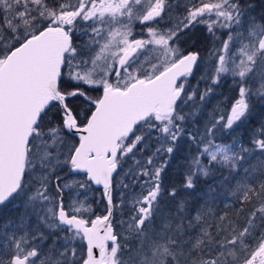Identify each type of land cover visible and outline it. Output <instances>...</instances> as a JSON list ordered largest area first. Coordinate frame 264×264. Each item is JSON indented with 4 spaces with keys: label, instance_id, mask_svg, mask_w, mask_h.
I'll use <instances>...</instances> for the list:
<instances>
[{
    "label": "snow or ice",
    "instance_id": "6c2138e0",
    "mask_svg": "<svg viewBox=\"0 0 264 264\" xmlns=\"http://www.w3.org/2000/svg\"><path fill=\"white\" fill-rule=\"evenodd\" d=\"M258 107L264 0H0V264H264Z\"/></svg>",
    "mask_w": 264,
    "mask_h": 264
},
{
    "label": "rangeland",
    "instance_id": "374dc122",
    "mask_svg": "<svg viewBox=\"0 0 264 264\" xmlns=\"http://www.w3.org/2000/svg\"><path fill=\"white\" fill-rule=\"evenodd\" d=\"M200 28L203 29V31L205 33L204 37H202V40H201L203 42V43H201L202 47H200L201 49H199L202 53L203 59L201 60V62L199 63V66L196 68V70L193 72V74L188 78V84L191 86H196L197 81L200 79V77L202 75H204L205 72L210 69V62L207 60V56H208V50L211 47V42H210L211 38L207 35L206 30L203 27H200ZM217 34L219 35V33H217ZM194 42H196L195 39H193L192 43H194ZM181 47L188 49L187 47L184 46L183 43H181ZM224 85L226 86V89L224 87H222ZM198 86L202 90L205 87V84L203 82H200ZM235 94L236 93L232 89L231 78L222 80L220 87H217L215 89V93L211 96L210 100L207 103L208 110H212L214 107L219 106L220 112L226 116L230 102H231L232 98L235 96ZM89 95L95 97L96 95H98V93L95 91H90ZM254 116H255V119L257 121L264 118V109H261L258 107L256 112L254 113ZM238 134L243 136L245 142L248 140L247 132H240L238 130ZM174 160H175V157L171 160L170 165L173 163ZM183 164H184L183 157L180 158V161L176 160V163H175L176 167L175 168H176L178 174L183 171ZM203 187H204V184H203V182H201V184L199 185V188H203ZM93 188L98 189L99 187L93 186ZM101 190H95V191H91L88 193L89 199L94 202L93 206L96 208L97 214H103L101 211L102 204L97 205L95 203V201L100 200V191ZM181 195H183V193H181ZM114 199L117 201L119 200V191H116L114 193ZM220 206L222 208L223 203H221ZM12 213H13V209L11 208V206H9L8 208H5L3 210H0V219H3L4 217L9 216ZM119 218H120V215H119V213H117L116 219L118 220Z\"/></svg>",
    "mask_w": 264,
    "mask_h": 264
},
{
    "label": "trees",
    "instance_id": "16d2710c",
    "mask_svg": "<svg viewBox=\"0 0 264 264\" xmlns=\"http://www.w3.org/2000/svg\"><path fill=\"white\" fill-rule=\"evenodd\" d=\"M204 34L205 33H204L203 29L198 28L197 30H195V34L193 35L192 39L189 40L186 44L183 43L184 46L187 47L188 50H192V44H193L192 41H193V39H195V41H196L195 42L196 48L201 49L200 48V47H202L201 46L202 45L201 43H203L201 40H202V37H204ZM198 66H199V64H198ZM222 87H224L226 89V86L225 85L222 86ZM76 103L78 105H80V104H83V101L82 100L81 101H77ZM186 154L187 153H185V152L182 151V152L177 153V154L174 155L175 160L173 161V163L171 165H169L168 170H167V174H168V177L170 178V180H174L175 182H179L180 176H179V174H178V172H177V170L175 168L176 167L175 166V163H176V160L177 161H180V158L184 157V155H186Z\"/></svg>",
    "mask_w": 264,
    "mask_h": 264
},
{
    "label": "water",
    "instance_id": "95a60500",
    "mask_svg": "<svg viewBox=\"0 0 264 264\" xmlns=\"http://www.w3.org/2000/svg\"><path fill=\"white\" fill-rule=\"evenodd\" d=\"M195 69H196V67L194 68L193 72L195 71ZM97 187H99V186H97Z\"/></svg>",
    "mask_w": 264,
    "mask_h": 264
},
{
    "label": "bare ground",
    "instance_id": "6f19581e",
    "mask_svg": "<svg viewBox=\"0 0 264 264\" xmlns=\"http://www.w3.org/2000/svg\"><path fill=\"white\" fill-rule=\"evenodd\" d=\"M197 68V67H196ZM196 70V69H195Z\"/></svg>",
    "mask_w": 264,
    "mask_h": 264
}]
</instances>
